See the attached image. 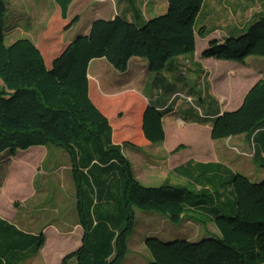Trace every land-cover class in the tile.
<instances>
[{
	"label": "trees",
	"instance_id": "obj_1",
	"mask_svg": "<svg viewBox=\"0 0 264 264\" xmlns=\"http://www.w3.org/2000/svg\"><path fill=\"white\" fill-rule=\"evenodd\" d=\"M167 1L164 15L143 24L123 18L94 22L90 35L78 37L48 68L30 41L6 45V4L0 0V154L48 145L69 154L83 238L63 264L70 260L122 264L136 222L135 209L160 213L179 224L187 197L209 198L170 184L142 185L122 146L113 142L110 119L90 95L88 69L95 59L126 72L130 60L140 58L151 72L160 73L170 59L195 51V19L205 0ZM250 55L264 56V18L237 38L210 43L204 53L238 62ZM260 128H264V81L252 89L239 111L216 119L212 137L253 134ZM141 130L152 144L165 139L163 114L151 104L141 113ZM225 186L226 202L212 201L221 237L198 242L149 237V264H264V180L253 182L233 174ZM106 198L113 203L111 211H103ZM44 243L43 234L34 236L0 221V264H19Z\"/></svg>",
	"mask_w": 264,
	"mask_h": 264
},
{
	"label": "rangeland",
	"instance_id": "obj_2",
	"mask_svg": "<svg viewBox=\"0 0 264 264\" xmlns=\"http://www.w3.org/2000/svg\"><path fill=\"white\" fill-rule=\"evenodd\" d=\"M4 1L6 4L4 33L7 46H11L20 40H28L37 47L33 43V38L36 36L26 35L25 30L27 29V24L32 22L36 16L32 11H34V8H37L38 11L42 10L44 8L41 5L43 2L46 3V9L57 6L62 11V14L67 13L70 9V14L78 15L74 17L68 26V29L73 28L70 32L71 34L79 30L78 27L88 26L92 18L100 17V15L106 19H97L94 22L98 20L112 22L116 18L135 22L133 17L137 15L138 11L143 18L135 23L143 24L148 21L144 14L147 6L145 8L143 2L138 10V0H82L79 4H77L78 0H71L67 4L62 3V0ZM154 1L152 0V2ZM156 1V13L150 15L152 19L167 12L166 6L162 5L168 3V1L164 0L165 3L161 0ZM154 5V3H151L149 6L153 7ZM120 13L128 15V17L118 15ZM131 13L133 17H131ZM16 15L18 24L15 26L11 20ZM138 15L140 14L138 13ZM261 18H264V0H205L195 19V51L169 60L196 55L198 44L199 48H203L201 57L216 62H208L203 66L205 69L203 75L195 72L191 74L190 86L194 88V93L190 95V91L186 89L184 92L187 95L181 93V98L186 105L188 104L191 107L190 112L192 114L190 115L192 117L196 115L199 117L204 116V110L211 97L217 98V101H219L221 105L220 113L212 119L210 124H207L211 127L209 138L213 143L212 145H214L215 155H217L215 160L217 162L207 166L216 168L218 172H215L213 177L208 178V181L185 177L181 175L182 171L178 167L168 170L170 172L167 174V179H170L171 182L173 180L176 181L195 195H200L202 193L200 190L205 189L209 194L206 192H203V194L212 198L214 202L224 203L226 200V192L229 187L225 186V183L230 179L231 173L235 174L238 172L253 182L264 180V167L256 162L257 150L256 148L254 149V146L258 143L264 150V128L258 129L253 134L243 133L225 139H213L212 137L216 119L226 113L239 111L247 95L256 85L264 81V56L250 55L243 62H238L205 57L204 53L208 50L210 43L217 41L223 44L228 38H237L245 34ZM75 19L77 21L74 22ZM135 19L138 18L136 17ZM93 24L90 27V31L84 33V37L90 35ZM9 25H11L10 29L7 27ZM53 31L48 36L49 38L56 36L57 33L55 30ZM231 31H233V34H231ZM49 49L51 50V46L43 44V52ZM38 50L41 52L46 64L45 57L48 56V53L44 55L39 48ZM95 60L106 63V65L100 64L104 77L112 79L115 76L114 73H116V75L119 74L123 78L125 72H118L107 60ZM97 65L98 63H94L93 67ZM160 73L152 72V80L146 78V81H150L148 84L150 91H153L155 85L153 81ZM202 78L204 80L201 81ZM195 80L197 82L193 84ZM141 94L142 99L137 96V93L134 95L129 92L128 95L117 99L115 102H107L108 105L103 106L107 112L114 113L115 121L126 120L124 125L133 128L132 131L125 130V133L137 135L142 132L140 112H143L142 102L148 98L143 93ZM228 96H231L233 101L227 109L225 105L229 106V101L225 100ZM176 97L177 95H175L173 101H175ZM204 102L206 103L205 106H203ZM222 107L227 110H223ZM134 111H137V113H128ZM125 114H127V118H125ZM162 114L163 126L164 123L168 126L170 121L176 122L178 118V116H175L169 119L166 118L164 112ZM193 120L197 121L195 117H193ZM181 121L188 123L183 117H181ZM201 125H204V123L199 124V126ZM120 126L116 125L115 130L117 133L115 130L114 132L121 139L124 132H120ZM163 142L156 143L155 145L157 146L145 149L138 144L137 139L132 141L123 140L116 144L122 146L124 155L133 167L135 178L142 185L145 184L144 186L148 184L146 181L152 180L154 183L151 186H157L162 183L160 173L150 162L169 164L175 159L174 157H177L182 152H200L197 150H201L192 144L184 143L177 145L172 150H163V147L158 145ZM148 144L154 145L150 142ZM202 144L204 143H201L200 146ZM261 155H264V151H261ZM181 159L183 158H179L178 161ZM106 200L103 202L105 204L101 203L104 207L103 211H111L113 203L107 198ZM201 203L203 202H194L187 197L186 214L179 224H174L167 216L160 213L135 209L136 222L133 233L128 238V251L122 264H149L152 258L146 247L145 240L152 235L160 236L166 242L183 239V234L189 239H195V242L200 241L205 238H199L204 232L216 234V236L211 235L213 238H220L221 234L216 225L215 216L212 217L210 214L211 205L205 203L206 208H202ZM0 221H5L18 230L31 235L38 236L43 234L45 236V243L39 252L19 264H63L67 256L77 250L82 243L83 229L78 219L77 195L72 174V164L69 154L64 149L48 145L18 150L15 155H12L10 151L0 154ZM67 264H75V260H70Z\"/></svg>",
	"mask_w": 264,
	"mask_h": 264
},
{
	"label": "crops",
	"instance_id": "obj_3",
	"mask_svg": "<svg viewBox=\"0 0 264 264\" xmlns=\"http://www.w3.org/2000/svg\"><path fill=\"white\" fill-rule=\"evenodd\" d=\"M33 1L34 0H30ZM45 1V0H42ZM58 1V0H57ZM75 1V0H74ZM86 1V0H84ZM165 3L164 0H161ZM78 2V3H77ZM76 3L79 4L82 2V0H78ZM144 2V4H143ZM75 4V2H73ZM151 3H154L155 5L153 7H150L149 5ZM72 4V5H74ZM141 4L146 9L145 18L147 20H150V15H153L156 13L157 9V1L155 0L152 2L145 1V0H138L137 6L138 10L139 7H141ZM166 4V5H165ZM162 6H166V11L168 10V3H165ZM42 7H44L42 10H39L37 8H34V14L36 15L32 22H29L27 24L26 35H33L36 36L33 38V43L37 45V47L42 51L43 44L51 46V50L47 51L45 50L44 55L48 53V56L45 57L46 59V66L48 68H51L53 61L58 58L69 46L74 42L78 37L84 36L86 31H90V27L93 24V22L97 19H106L103 16L100 15V17H94L89 21V25H84L83 27H78L79 30L71 34L70 32L73 30V28L68 29V26L70 25V22L74 19V17L78 16L77 14L72 15L70 14V9L67 13L62 14V11L57 6H52L48 9H46V3L43 2ZM71 5V6H72ZM31 7V6H30ZM72 12V11H71ZM126 12V11H125ZM138 13L140 15H138ZM117 14V13H116ZM121 16H127L122 13L118 14ZM133 14L131 13V17ZM202 16V14H201ZM199 16V18H201ZM138 19H135V18ZM23 18V16H22ZM143 18L141 13L138 11L137 15L133 17V21L137 22L139 19ZM129 19V18H128ZM15 26L18 24L17 21V15L11 20ZM132 21V20H131ZM80 23V22H79ZM138 24V23H137ZM7 25V24H6ZM10 26V27H9ZM7 26L8 29L11 28V25ZM14 27V26H13ZM88 29V30H87ZM55 30L57 33L55 37L49 38L48 36L52 34V31ZM54 33V31H53ZM231 34H233V31H231ZM69 35V36H67ZM203 51V48H199V45L197 44V53L196 55H189L185 57H181L179 59H173L168 62L164 72L160 73L155 77V81H153L154 89L153 91L148 89V84L150 81H146V78L149 80L153 78L152 72L149 69L148 63L145 60H142L140 58H132L129 63V68L127 72L124 73L123 78L116 73L115 76L111 79L108 77H104L102 75V67H100V64H105L103 61L94 60L90 67H89V78H90V95L96 106L110 119L111 124L115 130L116 125L121 124L120 126V132H124L125 130H133V128L127 127L124 125L126 120L122 121H115L114 120V113L107 112L103 106L108 105L107 102H115L117 99H120L121 97L128 95L129 92L131 94H136L137 96L142 99V94L146 95L148 99H145L142 103L143 105V111L147 108L148 105H152L158 110L164 112L166 114V118H173L175 116H178L176 122L170 121V124L167 126L164 123V131L166 134V139L163 143L158 144L159 147H163V150H172L177 145L184 143V144H192L196 148H200L201 150H197L200 152H182L177 155V157H174L175 159L172 160L169 164H157L150 162L153 167L160 173L161 181L162 183L157 186H151L154 182L152 181H146L148 184L147 187H159L165 184H170L177 187H183L182 185L178 184L176 181H170V179H167V174L170 172L168 170H172L174 167H178L181 169L182 173L181 175L197 180H204L208 181V178H211L215 175V172H218L216 168H210L207 165L208 164H214L216 160L217 155H215L214 152V145L210 141V135H211V127L207 124H210L212 122V119L217 116L220 112L221 105L219 104V101H217V98H210L207 105L204 102L203 106L206 105V108L204 110V116L199 117L198 115L193 116L197 119V121L193 120V117L190 115L192 114L191 107L182 100L181 93L184 95H187V91H190V95H193L194 88L190 86V78L192 73H201L203 75V71L205 72V69L203 66H205L208 62H215L211 59H204L201 57V53ZM94 63H98L96 67H93ZM216 63V62H215ZM195 67V68H193ZM188 74H187V73ZM206 74V73H205ZM204 74V75H205ZM152 80V79H151ZM204 80V78L201 79V81ZM196 80L193 82V84H196ZM144 84V85H143ZM147 84V85H146ZM147 91V92H146ZM177 95L175 101L174 97ZM225 101H229V106L225 105V108H229L232 104V97L228 96ZM223 110H227L224 107H222ZM184 112V114H183ZM129 114H135L137 111L134 112H128ZM142 113V112H140ZM181 117L184 118L188 123H184L181 121ZM125 118H127V114H125ZM204 123V125L199 126L200 123ZM196 123V124H195ZM116 131V130H115ZM117 133V131H116ZM116 133L113 134V142L114 144H118L120 141L123 140H133L137 139L138 144L145 148H152L157 145H149L147 140H145L142 132L137 135H132L131 133H125L123 134V137L120 139L118 134L116 136ZM201 143H204L201 145ZM254 146V149L257 150V160L259 165H264V155H261L262 146L258 143ZM207 149V150H206ZM212 149V151H211ZM179 158H183L178 161ZM177 159V160H176ZM174 171H176L174 169ZM240 174V173H235ZM232 173L230 175V179L232 177ZM264 179V178H263ZM145 185V184H144ZM202 193L206 192L205 189L200 190ZM229 190L226 192V197L228 196ZM209 194V192H206ZM194 202H202L201 207L206 208V204L211 205V216L214 217L215 215V206L212 205V198H205L204 200H195ZM206 203V204H205ZM205 204V205H204ZM211 235L216 236V234H209L208 232H204V234L199 238H213ZM154 236V235H152ZM149 236V237H152ZM147 237L146 240L149 238ZM160 238V236H157ZM166 237V236H163ZM168 237V236H167ZM183 239L189 242H195V239H189L184 234L182 235ZM83 238V236H82ZM196 238V239H199ZM219 238V237H216ZM162 239V237L160 238ZM182 239V240H183ZM202 239V240H204ZM145 240V242H146ZM201 241V240H200ZM168 242V241H167ZM198 242V241H196ZM81 246V244H80ZM79 246V247H80ZM78 247V248H79ZM77 248V249H78Z\"/></svg>",
	"mask_w": 264,
	"mask_h": 264
}]
</instances>
